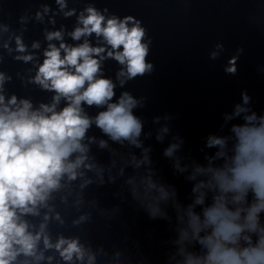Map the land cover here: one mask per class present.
<instances>
[{
    "label": "clouds",
    "instance_id": "obj_1",
    "mask_svg": "<svg viewBox=\"0 0 264 264\" xmlns=\"http://www.w3.org/2000/svg\"><path fill=\"white\" fill-rule=\"evenodd\" d=\"M8 2L0 0V264H264V112L248 91L203 138L202 159L191 158L174 116H154L146 131L138 111L147 97L127 88L156 70L141 19L97 7L107 0H19L29 7L15 17ZM224 51L216 43L209 58ZM243 52L228 58L226 75L238 74ZM153 138L190 185L185 198L155 166ZM109 188L118 201L110 207L101 200ZM125 204L165 222L166 239L148 234L160 254L127 223L118 239L107 235Z\"/></svg>",
    "mask_w": 264,
    "mask_h": 264
},
{
    "label": "water",
    "instance_id": "obj_2",
    "mask_svg": "<svg viewBox=\"0 0 264 264\" xmlns=\"http://www.w3.org/2000/svg\"><path fill=\"white\" fill-rule=\"evenodd\" d=\"M27 7L19 0L4 4L6 12H12L14 17ZM97 7H108L120 16H136L152 37L148 59L154 63L155 72L127 86L134 95L147 97L146 107L138 111L147 121L146 131L154 116L170 113L174 116L173 133L185 139L184 154L202 159L203 138L219 130L221 114L239 102L242 90L253 97L254 110L264 112V72L259 71L264 67V0H107ZM253 17L255 23L251 22ZM65 23L70 26L71 21ZM29 35L37 38L39 34L33 31ZM216 43H223L225 51L212 60L209 53ZM238 47L244 49L238 74L226 75L223 67ZM106 67L110 69L108 75H114L117 65L109 62ZM10 68L14 71L16 66ZM146 143L152 145L153 160L163 179L174 184L185 198L190 185L182 176L173 174L169 161L162 156L165 145L154 138ZM113 191L115 188L101 190L105 206L118 202L112 197ZM122 209L120 222L114 223L107 235L118 239L120 223H127L146 251L160 254L159 247L149 244L148 234H153L154 240L166 239L165 222L150 221L128 204ZM105 234L100 222L94 235L100 239Z\"/></svg>",
    "mask_w": 264,
    "mask_h": 264
}]
</instances>
